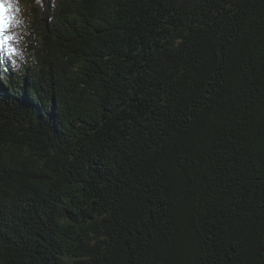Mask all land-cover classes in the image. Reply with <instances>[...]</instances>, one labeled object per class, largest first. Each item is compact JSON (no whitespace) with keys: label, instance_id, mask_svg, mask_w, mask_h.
<instances>
[{"label":"trees","instance_id":"trees-1","mask_svg":"<svg viewBox=\"0 0 264 264\" xmlns=\"http://www.w3.org/2000/svg\"><path fill=\"white\" fill-rule=\"evenodd\" d=\"M21 1L0 264H264V0Z\"/></svg>","mask_w":264,"mask_h":264},{"label":"clouds","instance_id":"clouds-1","mask_svg":"<svg viewBox=\"0 0 264 264\" xmlns=\"http://www.w3.org/2000/svg\"><path fill=\"white\" fill-rule=\"evenodd\" d=\"M0 21L5 24L11 23V47L15 49L13 55H4L0 58V71L6 72L9 67L16 69L28 62L26 37L30 33L26 30L27 25L22 15L20 0H0Z\"/></svg>","mask_w":264,"mask_h":264},{"label":"snow or ice","instance_id":"snow-or-ice-1","mask_svg":"<svg viewBox=\"0 0 264 264\" xmlns=\"http://www.w3.org/2000/svg\"><path fill=\"white\" fill-rule=\"evenodd\" d=\"M11 23L5 24L0 21V58L4 55L11 56L15 53V49L11 47L12 37L10 36Z\"/></svg>","mask_w":264,"mask_h":264},{"label":"rangeland","instance_id":"rangeland-1","mask_svg":"<svg viewBox=\"0 0 264 264\" xmlns=\"http://www.w3.org/2000/svg\"><path fill=\"white\" fill-rule=\"evenodd\" d=\"M20 4L22 6V14H24L27 10V6L20 0Z\"/></svg>","mask_w":264,"mask_h":264}]
</instances>
